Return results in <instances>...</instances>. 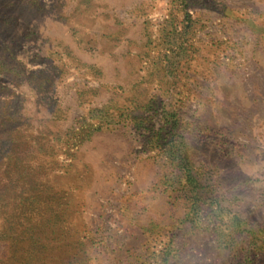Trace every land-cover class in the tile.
<instances>
[{
	"label": "rangeland",
	"instance_id": "obj_1",
	"mask_svg": "<svg viewBox=\"0 0 264 264\" xmlns=\"http://www.w3.org/2000/svg\"><path fill=\"white\" fill-rule=\"evenodd\" d=\"M0 264H264V0H0Z\"/></svg>",
	"mask_w": 264,
	"mask_h": 264
}]
</instances>
